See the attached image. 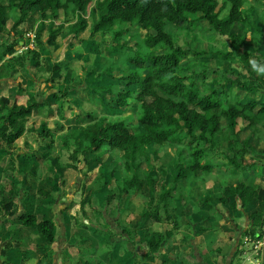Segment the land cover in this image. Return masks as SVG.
<instances>
[{
    "label": "crops",
    "instance_id": "obj_1",
    "mask_svg": "<svg viewBox=\"0 0 264 264\" xmlns=\"http://www.w3.org/2000/svg\"><path fill=\"white\" fill-rule=\"evenodd\" d=\"M217 1L227 2V0ZM248 1L249 4L241 9L245 21L236 24L232 30L233 34L245 40L244 47L241 50L235 49L230 38L224 37L227 40L226 46H228L224 52H229L233 55L232 57L225 55L220 58L214 57L213 53L220 50H213L210 44V47L206 49L192 48L185 50L183 48L187 52V56L182 61L181 66L183 70H187L185 73L189 74L187 76L191 77L194 73L198 75L196 78L198 87H202L204 84L202 73L205 71L207 75L209 66L208 63L202 62V59L215 60V64L211 69L215 71L217 78L210 76V73L207 76L213 80L211 82L213 89L217 90L221 86L223 91L221 99H224V108H227L228 98L231 100L233 93H238L242 104L253 102L259 105L264 104V76L259 77L257 74L249 76L253 70L245 64V59H242L241 56V53H248L249 60H255L259 67L264 62V0ZM4 3L7 6L9 5L8 0H5ZM230 8L231 6L228 4L227 9L221 15L223 19L229 16ZM198 16L202 15L199 14ZM35 19L39 22L42 21L39 12H36ZM89 22L91 26L93 22L91 20ZM50 24V21L46 22L45 36L51 28ZM71 24L65 25L63 35L56 46L50 47L47 43L40 50L37 47L35 48L37 27L32 29L30 24H26L22 28L25 33L23 39H17L19 45L15 48L16 53L4 58L0 56V67L8 60L24 56L28 50L34 48L39 50L41 64L44 68L59 64L68 66L62 70L63 72L70 69L73 62L79 59L81 53L84 54V51L94 47L92 41L88 40L90 38H82V35L88 30L83 32L80 38L77 39L70 31ZM199 28L195 32L197 36L199 33L205 34L206 32L216 39L219 37L205 21L200 23ZM28 29L34 32L29 33ZM89 29L91 30V28ZM195 34L191 36L192 46H194V43L201 41L199 36L198 42L193 39ZM47 39L46 36L44 41L46 42ZM14 40H10L11 43ZM7 41V35H0V47L5 45ZM81 42H84L82 43L84 45L80 46ZM115 43H117L116 40H113V48L110 51H113L115 56L116 52L120 51L121 57L124 54L122 51H125L126 48L122 50L120 43H117L118 47L114 46ZM71 56L73 58L78 57V59H73ZM188 58H190V63L187 62L184 65V61H187ZM89 60L90 62L92 60L93 63L87 66ZM82 61V66L76 67L74 74L85 70L87 75H95L92 84H81V90L84 93H89V96L87 94V97L83 100L84 106L88 100L90 102L87 109L83 108L85 110L84 115L95 118L96 107L101 108L105 102V97L100 96V94L108 93L107 89L111 87L114 88L116 93L121 84L120 81L125 76L127 67L121 63L123 70L118 78L116 74L112 75V70L105 68L108 73L103 78H99L95 68L102 71L104 66H101L97 54L95 56L94 54L89 55L86 61L84 59ZM117 66V62H112L109 67L116 69ZM32 69H35V71ZM193 71L195 72L193 73ZM6 73L11 74V76L0 80V98H6L14 102L20 89H22L24 90L22 99L26 102L28 94H34L40 99L41 103L48 102V106L41 110H35L37 111L36 114L38 116L43 115V118L49 115L51 117L52 114L57 116L56 118L59 119L60 123L57 121L56 124L60 126L55 127V130H53L51 127H45L47 120H43L39 125L34 124L32 127H27L28 132L13 148L10 149L5 143H0V260L2 264H220V253L226 251L228 255L225 264L244 263V253L247 249L244 240L247 236H251L248 235V232L254 230V221L251 216L258 211L259 205L256 200L244 204L239 196L230 197L229 202L226 204L220 200L227 188H237L240 185L249 188L258 186L264 188L262 177L257 179L258 182L254 181L253 176L250 177V181L243 180L244 176L253 175L254 173L260 175V172H262L264 175V128L262 126H259L256 131L246 125L244 127L242 125L239 129L240 141L247 143L249 149L254 147L255 155L246 154L241 156L243 148H237L236 144L231 147L228 140V135L232 138L235 131L226 129V133L218 138L214 147L208 145L204 148L208 155L201 165L203 167L211 165L213 169H199L197 173L188 174L186 179H177V176L181 168L184 167L188 170L191 162L188 157L182 159L179 155L182 150L187 152L190 143L184 141L182 145L178 144L183 149L179 147L171 149L175 150L177 156H174L171 162H165V167H161L158 174L140 175L143 182L140 193L136 194L133 189L129 193L121 195L123 196L121 200V203H123L122 208L117 204L113 209L112 204L108 202V198L115 195V189L113 194H110L111 189H113V182L122 181L123 173L120 176V167L114 168L111 164H107V166L105 164L103 170L99 171L102 176H96L94 179V183H100V185L93 191L96 199L99 194L103 196L102 202L98 205L94 202L95 206L85 207L79 200L83 191L80 190L77 194L75 191H71L70 187L74 185V182L64 183L67 179L66 170L56 169L53 164V160L60 158V156L54 159L46 158L48 153L51 155L49 149L52 150L54 139L52 136L44 138L42 133L54 135L56 141L60 143V151H63L69 148L74 149L72 144L63 143L64 137L72 130H79L82 126L80 124L81 126L66 127L65 129L61 125L60 118L66 120V112H62L65 117L58 114L60 104L54 96L61 89L56 88L53 83L57 80V77L55 78L54 74L40 70L31 61L25 69L14 66L9 68ZM110 75L112 76L110 77ZM113 79L116 81H112ZM187 83L189 84V82ZM216 84H218V88ZM48 85H51V94L53 95L49 98V93L46 90ZM89 88L96 89L94 90L96 93L90 94ZM102 88L106 89L101 91ZM75 90L77 88H74L71 84L68 86L67 92H69V95L71 92L73 97ZM115 93L112 101L116 99ZM93 95L97 97L94 98ZM108 95L112 96L109 93ZM201 95L205 96L203 88ZM72 100L74 101V99ZM112 101L108 105L116 112L117 109L113 107L114 102ZM34 114L29 118L28 123L34 117ZM34 119L36 117L33 118L32 123ZM82 121L85 122V119ZM67 122L70 123V120H67ZM41 125L42 130H40ZM224 126L227 128L228 121H224ZM40 136L41 138L38 140L37 138ZM26 137H28L29 142L25 141ZM189 140L192 142L193 139L189 138ZM36 143L39 144V148ZM37 149L40 156L34 154ZM166 149L167 147L159 145L148 147L149 160H152L155 155L161 158ZM227 150H233L232 154L238 156L239 164L245 160H252L253 162L249 163L251 166L249 168H253L251 173L249 174L248 167L243 166L240 168L231 165L223 155V152ZM95 154L90 155L87 163L92 160ZM186 154L189 156V153ZM164 155L167 158L172 157L169 153ZM246 156L247 158H245ZM119 159L121 163L124 162L122 158ZM62 163L65 164L67 161ZM108 168H111L112 174H108ZM215 171H218V173L213 176L212 174ZM222 175L230 177L226 179V185H223L221 179H219ZM125 176H133V173L131 172L129 175L126 173ZM239 176H242V180ZM148 177L156 181L154 188L148 182ZM73 178L75 179V176ZM157 188L159 191H157ZM152 189L155 190L157 198L154 206L160 204L164 195L163 190L167 194H165L167 198L160 204L161 210L159 213L162 221L159 223L153 219L144 218L145 214L153 212L151 199L154 192H152ZM137 196L144 199L141 205L135 201L136 198L134 197ZM84 197L91 201V194H85ZM137 207L140 208L137 209ZM124 210L126 213L128 212L125 219H123ZM24 215L35 216L39 222L52 221L56 227V241L49 244L38 228L26 227L22 222ZM175 228H178L175 235L162 244L155 257L146 254L147 242L152 233L158 231L165 234ZM80 256L82 259L78 260V258H81ZM262 264H264V253Z\"/></svg>",
    "mask_w": 264,
    "mask_h": 264
},
{
    "label": "trees",
    "instance_id": "obj_2",
    "mask_svg": "<svg viewBox=\"0 0 264 264\" xmlns=\"http://www.w3.org/2000/svg\"><path fill=\"white\" fill-rule=\"evenodd\" d=\"M4 2L5 0H0V35H7L8 41L0 47V56L3 58L16 53L15 48L19 45L17 39H23L25 33L22 26L25 24H30L32 29L37 27L35 48L40 50L47 43L50 47L56 46L71 15L76 18V22L70 25V31L77 39L89 28L92 31L91 37H96L98 34L114 32L115 27L120 26L118 31L114 32V40L125 39L122 31L124 26H132L147 33L143 44L136 45L138 49L135 52L131 47L128 49L127 42L120 43L122 49H128V53L125 52L120 58V63L126 65L127 70L120 81L118 91L116 90V99L113 104L115 109L123 111L130 107L132 100L136 101L140 104V114L134 119L125 120L117 118L96 121V118L91 117L86 126H81L79 130H72L66 135L65 143L74 146L69 156L72 162L63 164L58 157L53 160V164L56 169L66 170L69 182L74 180V172L80 170L77 164L80 155L88 158L89 155L103 150L120 153L126 164L122 181L117 182L115 195L108 198L110 204L118 195H124L133 189L136 194L140 193L143 184L140 170L150 159L148 147L159 145L183 149L180 145L191 138L193 140L187 148L189 156L183 155L182 152L180 154L182 159L188 157L191 166L188 170L181 168L177 176V179H186L188 174L197 173L199 169H213L211 165L206 167L201 165L208 155L204 148L208 145L214 147L218 138L226 133V129L235 131L234 138L228 135V140L231 147L236 144L237 148H243L241 156L255 155L247 143H242L238 139L239 129L243 123L254 131L259 126L264 128V104L259 105L254 102L242 104L238 93H233L231 100L226 95L228 102L227 108H224L221 86L217 90L213 89L211 87L213 80L206 75L205 71L202 87L196 84L198 75L194 73L195 71L193 76H185L187 70H183L181 64L187 52L178 42L179 33L185 32L192 36L200 29V23L205 21L216 34L230 38L233 48L241 50L245 40L233 34L232 30L236 24L245 21L241 9L249 4L248 0H227L226 3L217 0H65V2L63 0H8V6ZM228 4L231 6L230 13L223 19L221 15ZM36 12L41 14V22L35 19ZM199 14L202 16L199 17ZM90 18L93 20L91 26L88 20ZM49 21L51 28L45 42V27L46 22ZM173 27H176L177 33L174 32ZM12 39L15 40L11 43ZM193 39L197 42L199 40L196 34ZM39 50L33 48L24 56L8 60L0 67V80L11 76L6 73L9 68L20 66L25 69L30 61L40 70L52 75L59 74L68 67L57 64L44 68ZM213 55L219 58L224 55L233 56L224 51L214 52ZM241 56L245 59V64L253 70L249 76L253 74L259 77L264 76V73L253 69L248 53H241ZM92 63V60L91 62L89 60L87 66ZM260 67H264V62ZM97 76L101 78V74ZM202 88L205 96L201 95ZM60 89L54 96L60 104L59 116L65 111L66 104L69 103L68 96H71V92L69 95V92L65 93L62 88ZM105 89L102 88L101 91ZM107 91L109 94L115 93L113 87L108 88ZM23 92L24 90L20 89L14 102L0 98V143H5L10 149L28 132V120L34 111L48 106V102L41 103L34 94H28L24 102ZM130 120L132 124H129ZM224 121H228L227 128L224 126ZM130 125H135L133 131L130 130ZM47 126L46 122L45 127ZM42 135L44 138L49 136L54 138V135L49 133H42ZM232 151L223 152L224 158L231 165L240 168L251 167L246 160L239 164L238 156L232 154ZM125 171L128 172L127 175L132 172L133 176H125ZM147 179L154 188L156 181L149 177ZM152 192H154L151 199L153 212L145 214L144 218H150L159 223L162 221L159 213L160 204L167 198L166 192L163 190V198L160 204L155 206L156 193L153 189ZM232 196H239L244 204L253 200L257 201L259 209L251 216L254 221V230L248 232V235L255 237L264 223V188L262 186L249 188L245 185L227 188L220 201L226 204ZM22 222L26 227L38 228L47 243L53 244L56 241V227L52 221L39 222L35 216L24 215ZM176 229L178 228L167 231L165 234L158 231L152 233L147 242L146 254L155 257L162 244L175 235ZM227 255V251L220 253V264H225Z\"/></svg>",
    "mask_w": 264,
    "mask_h": 264
},
{
    "label": "rangeland",
    "instance_id": "obj_3",
    "mask_svg": "<svg viewBox=\"0 0 264 264\" xmlns=\"http://www.w3.org/2000/svg\"><path fill=\"white\" fill-rule=\"evenodd\" d=\"M63 2H65V0H63ZM67 20H68L67 22H69V23H66V24H71V23L76 22V18L73 15H71ZM88 20L89 21L91 20V22H93V20L91 18L88 19ZM25 25H23L22 28ZM169 27H172V26L169 25ZM115 28L116 29H114V32L118 31L120 26H116ZM173 28H174L173 29L174 32L177 33L176 27H173ZM28 30H29V33L30 32H34L33 30H30V29H28ZM122 31H123V35H124L125 39L120 38V39H117L116 42L118 44L119 43L123 44L124 42H127L128 47H132L134 52L138 49V47H136L137 44L138 45L139 44H143L144 39H145L146 34H147L145 31H140L137 28L132 27V26H126V27L124 26V27H122ZM91 32L92 31L90 29H88V31L82 35V38H86V39L90 38L88 40L92 41L91 43L94 45V47H91L90 49H87V51H84V54L83 53H81V54L79 53L80 54L79 55V59H78V57L73 58V56H71V58L78 59V60L73 62V64L70 67V69L65 70V72L62 71V73H60V74H54V77L55 78L57 77L56 78L57 80L55 82H53L54 86L56 88H62L63 92H65V93L68 90V86H70L71 84L74 86V88H77V90H75L76 92L73 93V97L69 96V100H68L69 103L66 104V107L64 109L65 112H66V120H63V119L60 118L61 125H63V127L65 129H66V127L67 128L68 127L71 128L72 126L73 127H76L78 125L81 126L80 124H82V126H86L88 124V121L90 120V117L84 115L85 114V112H84L85 110H83L84 107H85V109H87V107H89V105H90L89 104L90 103L89 100L85 104V106H84V101H83L84 98L87 97V94L89 96V93H84L81 90V84H83V85L92 84V80H93V77L95 75L94 74L87 75V72L85 70H82V72H79L78 74L77 73L74 74V70L76 69V67L79 68L80 67L79 65L82 66V64H83L82 60L83 59L86 61L88 59L89 55H93L94 54V56H95V54H97V56L99 57V59L101 61V66H104L102 71L100 69L95 68L96 74H101V78H103L106 75L105 73H108V72L105 71V68H108L109 70H112V75L116 74L117 78L119 76H121V74H122L123 65L120 63V60H121L120 59L121 58L120 54H121V52L120 51L118 53L116 52V56H115L114 52L110 51L112 49V43H113L114 36H115L114 32H108L105 35H99L98 34L94 38L91 37ZM198 36H199L201 41L198 42V43H194V46H192V40H191L192 38H191V36L188 33H185V32L184 33H179V38H178L179 45L182 48H184L185 50H190L192 48L193 49L194 48H197V49H204L205 48L206 49V48L210 47V45H211L213 50L214 49L220 50V51H217V52H223L224 50H226L225 48H228V46H226L227 40L224 37L220 36V35H219V37H217V39L214 36H212L211 34H208L206 32H205V34L204 33H199ZM211 38H213V39H211ZM117 43H115L114 46L118 47ZM79 45L82 46L84 44H82V42H81ZM127 50L122 51V52L125 53V52H127ZM107 51H109V52H107ZM69 52H70V50H69ZM199 61H201V60H199ZM112 62L113 63H116V62L118 63V66L116 67V69H112V68L109 67L110 63H112ZM187 62L190 63V58H188L187 61L186 60L184 61V65ZM202 62L209 64L207 75L210 73V76H213V78L216 79L217 75H216L215 71H213L211 69L214 66V64H215V60H213V59L203 60L202 59ZM120 64H121V66H120ZM32 70L35 71V69H32ZM201 72H203V71H201ZM76 74H77V76H76ZM112 75H110V77ZM185 75L187 76L189 74H185ZM95 80H97V79H95ZM112 81H116V80L113 79ZM186 84H188V83L186 82ZM216 85H217V88H218L219 87L218 84H216ZM50 86L51 85H48V87L46 89L47 92L49 93L48 94V98L50 96H53L51 94L52 91H51V87ZM119 87L117 88V91H118ZM89 89H90V94L91 93L92 94L96 93L94 91L96 89H94V88H89ZM44 91H45V89H44ZM115 95H116V93H115ZM100 96H102V97L104 96L105 97V102L103 103V106L101 108L100 107H96V110H95L96 111V115H95L96 121H101L103 119H109V120L113 119V120H115L117 118H120L122 120H125L127 118L134 119V118H136V116L138 114H140V104L138 102H136V101L132 100L130 102V107L129 108H127V109H125L123 111H121V110L118 111L117 110L116 112H114L113 108L109 107V105H108V103L113 100V96L114 95L112 94V96H111V95H108L107 92H105V93H101ZM74 97H76V98L78 97V99L76 100V98H74ZM93 97L96 98L97 96L93 95ZM115 98H116V96H115ZM72 99H74V101ZM112 102H114V101H112ZM34 113H35L34 117H36V119H34V121L32 123V120H33L34 117L31 118L30 122L27 124V127H32L34 124L39 125V123L42 122L43 120H47V124H48L47 127H49V128L51 127V129H53V130H55L54 129L55 127L60 126L59 124H56V122L59 121V119L56 118L57 116L52 114L51 117H49L50 116L49 115L48 117L45 116L43 118V115H39L38 116V114H36L37 111H34ZM83 119H85V122L82 121ZM67 120H70V123H68ZM59 123H60V121H59ZM129 124H132L131 120H130ZM134 126L135 125H130V130L131 131H133ZM243 127H244V123H243ZM40 130H42V125L40 126ZM40 138H41V136L38 137L37 139L39 140ZM233 138H234V135H233ZM53 139H54V143H52L53 144L52 150L48 148L51 151V155L48 153L47 157H46V155H45V157L54 159V158L60 156L62 162H65V161L72 162L70 160V158H69L70 153L72 152V148L64 149L63 151H60V149H61L60 143L58 141H56L55 137ZM238 139L240 140V138H238ZM25 141L29 142L28 137L25 138ZM185 141H188L187 143H191V140H189V139H187ZM63 143H65L64 140H63ZM36 144H37V146L39 148L40 147L39 144L38 143H36ZM61 144H62V142H61ZM171 149H173V148L167 147L165 152L163 151L164 153L162 154L161 158H158L157 155H155L152 158V160H149L148 163H144V165L142 166V169L140 170V175L158 174L160 168L161 167H165V164H164L165 162H171L172 159L174 158V156H177L175 150H171ZM251 150L253 152H255L254 147L253 148L251 147ZM39 153L40 152L37 149V151L34 154L40 156ZM98 153H100L101 155L100 154H98V155L95 154L94 157H92V160L89 163H87V160L90 158V155L88 156V158H86V157H84L82 155L79 156V161L77 162V164H78L80 170H79V172L75 171L74 174H73V176H75V179L73 180V182H74V185L75 184L76 185L75 186L74 185H72V186L70 185L71 186L70 187L71 191H75L76 194L79 193L80 190L83 191L82 195L79 197V200H80V203H82L83 206H85V207L95 206L94 202L97 203V205L102 202L103 196L101 194H99V195H97V199H96V196L93 193V191H95L94 189H97L96 187L100 185V183H94V179H95L96 176L97 177H99V176L101 177L102 176V174L99 173V171L103 170L105 164H106V166H107V164L108 165L111 164L112 167H114V168H119L120 167V170H121L120 176H122V173L124 174V172H122V170L124 171V165L126 164V162L124 161L123 163H121V160L119 158H122V156H121L120 153L105 152L104 150L102 152H98ZM106 153H108V154H106ZM165 153L166 154L169 153L170 156H172V157H169V158L165 157V155H164ZM186 153H187L186 151L182 150V154L183 155H186ZM179 157H180V155H179ZM245 158H247V156ZM113 160H115V161H113ZM248 162L251 163L253 161L250 160ZM89 165H92V166H89ZM50 167L53 168L54 166H50ZM143 168H144V170H143ZM142 170H143V172H142ZM216 170H218V168H216ZM252 170H253V168H251V169L249 168V174L251 173ZM107 172H108V174H112L111 173V168H108ZM217 173H218V171H215L212 175L216 176ZM127 174H128V172H127ZM251 176H253L252 178H254L255 182L257 181L258 178L262 177L264 179L263 173L260 172V175L258 173H254L253 175L244 176L243 180H246V181L249 180L250 181L251 180L250 179ZM227 178H230V177L229 176L227 177L225 175H222L221 177H219V179H221V182H222L223 185L227 184V182H226ZM239 178L242 180V176H239ZM107 181H108V179H107ZM65 182L69 183L68 179H66V181H64V183ZM116 183H117V181L113 182V189H111L110 194H113V190L117 188ZM222 187H224V186H222ZM157 191H159L158 188H157ZM85 194H91V196H92L91 201L90 200L88 201L87 198L84 197ZM119 196H121V195H118L117 197H119ZM122 198H123V196L119 197L118 199L116 198L115 200H113V202L111 203L113 209H114V206H116L117 204L119 205V207L122 208V205H123V203H121ZM134 198H136L135 201L140 203V205L144 201V199H141L138 196L134 197ZM139 208L140 207H137V209H139ZM123 209H124V207H123ZM93 210H94V208H93ZM124 212L125 213L123 215V219L126 218L127 213H128V212L126 213L125 210H124ZM245 253H246V250H245ZM80 259H82V257L78 258V260H80Z\"/></svg>",
    "mask_w": 264,
    "mask_h": 264
},
{
    "label": "built area",
    "instance_id": "obj_4",
    "mask_svg": "<svg viewBox=\"0 0 264 264\" xmlns=\"http://www.w3.org/2000/svg\"><path fill=\"white\" fill-rule=\"evenodd\" d=\"M247 247L244 254L243 264H262V255L264 253V223L255 237L247 236L244 240ZM0 264L1 260H0Z\"/></svg>",
    "mask_w": 264,
    "mask_h": 264
},
{
    "label": "clouds",
    "instance_id": "obj_5",
    "mask_svg": "<svg viewBox=\"0 0 264 264\" xmlns=\"http://www.w3.org/2000/svg\"><path fill=\"white\" fill-rule=\"evenodd\" d=\"M250 63H251V65H252L254 70H257V71H259L261 73H264V67H259L255 60L250 61Z\"/></svg>",
    "mask_w": 264,
    "mask_h": 264
}]
</instances>
